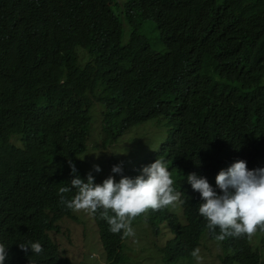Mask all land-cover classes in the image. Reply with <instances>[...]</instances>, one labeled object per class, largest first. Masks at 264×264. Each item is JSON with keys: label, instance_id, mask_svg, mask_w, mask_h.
I'll return each mask as SVG.
<instances>
[{"label": "trees", "instance_id": "16d2710c", "mask_svg": "<svg viewBox=\"0 0 264 264\" xmlns=\"http://www.w3.org/2000/svg\"><path fill=\"white\" fill-rule=\"evenodd\" d=\"M147 21L157 29V48L139 29ZM95 107L106 146L144 122L164 121L165 141L116 174L135 177L155 159L167 161L185 203L137 217L156 231L168 223L175 242L165 250L167 264L192 258L206 237L220 245L221 264H264V231L218 242L219 229L208 230L200 194L186 180L195 172L220 194L219 170L236 160L264 167V0H0L5 264H73L53 238L64 233V216L75 217L58 189L73 175L86 179L79 157ZM111 161L112 170L118 155ZM91 219L108 264L125 261L122 233L113 234L99 211ZM22 242H39L44 253H25Z\"/></svg>", "mask_w": 264, "mask_h": 264}, {"label": "clouds", "instance_id": "9594fccd", "mask_svg": "<svg viewBox=\"0 0 264 264\" xmlns=\"http://www.w3.org/2000/svg\"><path fill=\"white\" fill-rule=\"evenodd\" d=\"M120 153L126 154V151ZM95 154L98 155V153ZM69 166L71 172L75 174L77 169L71 160H69ZM93 167L96 172L101 170L98 165ZM130 169L125 170L122 165H114L111 171L118 177L116 173ZM85 174L86 179H82L78 174L73 175L69 185L59 187V203L67 208L65 210L72 213L83 211L90 216H95L99 211L100 218L109 224V230L113 234L122 233L123 237L135 235L131 225L142 224L143 221L137 217H146L149 210L156 211L171 206L169 212L173 213V211H179V203H185L181 199L182 193L174 188L175 176L170 172L167 161L163 159H155L149 165L143 166L140 174L135 177L121 175L118 177L119 181L110 175L98 184L95 175L91 172ZM186 180L193 191L200 194L202 203L199 205L198 212L207 221L208 230L215 234L216 229H219V233L215 234L218 242L228 237L251 238L257 231H264V167L248 169L246 161L236 160L227 169L219 170L215 183L220 189V194L205 177L195 172L189 173ZM68 193H73L71 198L66 195ZM110 212L112 215L109 214ZM65 217L73 218L71 216L63 218ZM94 225L102 243L101 250L105 254L98 227L96 223ZM149 227L150 230L153 229ZM158 232L159 228L157 231L154 230L153 236H156ZM172 234L173 236L164 246L153 244L161 250H167V247L175 242V234ZM18 247L25 253L30 249L31 254L36 256L44 253V248L39 242H22L18 243ZM192 255L197 259L200 258L198 250ZM8 257V245L0 243V264H5Z\"/></svg>", "mask_w": 264, "mask_h": 264}, {"label": "rangeland", "instance_id": "374dc122", "mask_svg": "<svg viewBox=\"0 0 264 264\" xmlns=\"http://www.w3.org/2000/svg\"><path fill=\"white\" fill-rule=\"evenodd\" d=\"M118 1L122 2L123 0ZM129 28H131L129 25L126 26L123 34L122 42L124 44L129 40ZM139 29L147 42L153 48H157L156 45L160 42V38L155 24L152 21H147L139 26ZM99 110V108H94V120L89 134L88 150L79 157L82 170L87 174L91 172L92 175H95L98 184L110 175L116 181H119L120 178L116 177L110 169L112 156L118 155L117 163L122 165L123 169L128 170L136 165L143 156L148 155L151 148L154 147L155 150L166 138L164 121L160 119L150 120L129 130L119 142L107 147L103 143L104 137L101 130ZM12 141L18 144V142H15V138ZM124 151H126V154L120 153ZM95 153H98V155ZM94 165H98L101 170L96 172ZM173 180L176 184V179L173 178ZM74 215L77 219L65 217L59 223L64 233L53 234L59 248H64L65 255L69 257L73 264H108L104 251L101 250L102 243H100L91 216L83 211L75 212ZM146 223V221H143L142 224L134 223L131 225L135 235L125 237V243L127 244L123 251L125 261L119 264H167L164 261L165 251L159 249L156 245L164 246L173 234L167 223H160L158 234L153 236L154 230H150L149 225ZM197 250L199 259L193 256L189 259L181 258L179 264H221L220 259L217 257L221 253L220 245L209 241L207 237L206 239L203 238L202 244Z\"/></svg>", "mask_w": 264, "mask_h": 264}]
</instances>
